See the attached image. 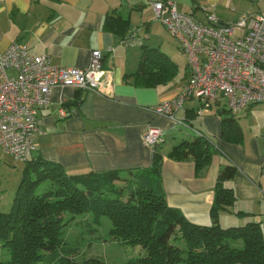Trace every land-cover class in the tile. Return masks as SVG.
<instances>
[{
  "label": "crops",
  "instance_id": "0c3cea01",
  "mask_svg": "<svg viewBox=\"0 0 264 264\" xmlns=\"http://www.w3.org/2000/svg\"><path fill=\"white\" fill-rule=\"evenodd\" d=\"M151 1L0 0V55L16 40L25 43L31 53L48 54L55 64L63 66L87 67L93 50L104 54V92L53 87L51 102L39 114L37 150L32 157L38 154L58 162L70 174L148 167L153 162L154 147L146 142L144 133L155 125L164 131L159 146L170 207L196 224H212L210 210L220 168L234 163L238 172L225 185L233 188L237 200L232 211L220 212V223L227 227L259 220L264 231V103L235 115L241 126V141L223 137L222 108L218 106L204 109L192 119L188 114L199 107L196 100L188 101L175 118L157 113L156 107L177 96L183 82L177 84L174 78L155 87L137 84L135 73L143 45L126 43L123 35L104 28L108 15L120 14L129 18L127 32L146 26L141 34L145 44L147 32L161 25L154 18ZM175 1L181 11L194 14L200 21L207 20V12H214L222 21H235L264 9V0ZM63 107L67 116L61 113ZM197 131L217 148L211 162L200 169L192 155L183 159L170 156L181 142L193 140ZM19 161L0 146V213L12 207L26 164ZM237 211L254 216H238Z\"/></svg>",
  "mask_w": 264,
  "mask_h": 264
},
{
  "label": "trees",
  "instance_id": "16d2710c",
  "mask_svg": "<svg viewBox=\"0 0 264 264\" xmlns=\"http://www.w3.org/2000/svg\"><path fill=\"white\" fill-rule=\"evenodd\" d=\"M129 18L108 15L104 28L128 35ZM144 52L135 73L136 83L145 87L167 84L177 75L179 65L159 47L143 45ZM150 51V52H149ZM222 135L241 141L236 116L220 109ZM197 110L188 114L195 118ZM154 146L148 167L90 171L70 174L55 161L35 154L25 164L11 209L0 213V264H104L72 258L76 246L63 237V227L79 214L111 220L110 234L123 243L146 250L144 255L125 264H264L262 222L249 220L242 225L224 227L221 211H232L237 197L225 185L238 172L234 163L220 168L211 207L212 224L199 225L170 207L162 180L163 154ZM217 148L202 132L191 141L175 147L170 156L183 159L192 155L197 168L211 162ZM238 216L254 213L237 211Z\"/></svg>",
  "mask_w": 264,
  "mask_h": 264
},
{
  "label": "built area",
  "instance_id": "2783aa9c",
  "mask_svg": "<svg viewBox=\"0 0 264 264\" xmlns=\"http://www.w3.org/2000/svg\"><path fill=\"white\" fill-rule=\"evenodd\" d=\"M151 5L155 20L177 39L187 57L180 92L160 103L157 113L175 118L192 100L200 103L197 113L215 105L234 115L264 103V9L235 21L207 12V20L200 21L181 11L175 0H152ZM145 29L135 28L123 40L144 45ZM106 72L102 50L92 51L87 67L63 66L50 55L33 54L22 41H13L0 55V146L15 159L30 160L37 150L39 114L51 102L53 87L104 92ZM61 113L67 116L68 110L63 107ZM163 135L162 128L150 125L144 138L154 147Z\"/></svg>",
  "mask_w": 264,
  "mask_h": 264
},
{
  "label": "rangeland",
  "instance_id": "374dc122",
  "mask_svg": "<svg viewBox=\"0 0 264 264\" xmlns=\"http://www.w3.org/2000/svg\"><path fill=\"white\" fill-rule=\"evenodd\" d=\"M161 25L147 32L145 44L149 47L152 44L160 46V49L179 65L178 73L174 78L178 80L177 84H180L186 73L187 57L177 39L167 31L163 24ZM215 107V105L212 106V108ZM18 167L20 169L19 165ZM111 227L112 223L108 217H102L97 223L92 213L77 215L63 227L64 239L78 248L72 258L78 261H99L104 264H125L129 259L146 253L140 245L132 246L114 239L110 234ZM0 253L4 258L8 257L7 250L2 247H0Z\"/></svg>",
  "mask_w": 264,
  "mask_h": 264
}]
</instances>
